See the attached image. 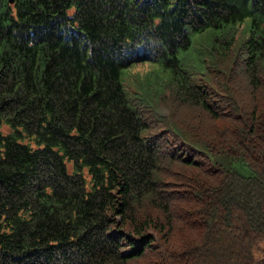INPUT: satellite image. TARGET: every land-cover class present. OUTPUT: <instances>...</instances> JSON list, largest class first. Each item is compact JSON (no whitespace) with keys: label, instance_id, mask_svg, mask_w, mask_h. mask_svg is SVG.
I'll return each instance as SVG.
<instances>
[{"label":"trees","instance_id":"trees-1","mask_svg":"<svg viewBox=\"0 0 264 264\" xmlns=\"http://www.w3.org/2000/svg\"><path fill=\"white\" fill-rule=\"evenodd\" d=\"M0 264H264V0H0Z\"/></svg>","mask_w":264,"mask_h":264},{"label":"rangeland","instance_id":"rangeland-1","mask_svg":"<svg viewBox=\"0 0 264 264\" xmlns=\"http://www.w3.org/2000/svg\"><path fill=\"white\" fill-rule=\"evenodd\" d=\"M145 65H147V64H142L141 67H143ZM131 72L134 73L135 72V69H132ZM142 72L143 71H138L137 74H141ZM130 80H131V75H126L125 82L128 83L127 85H129Z\"/></svg>","mask_w":264,"mask_h":264},{"label":"water","instance_id":"water-1","mask_svg":"<svg viewBox=\"0 0 264 264\" xmlns=\"http://www.w3.org/2000/svg\"><path fill=\"white\" fill-rule=\"evenodd\" d=\"M10 1H13V0H10Z\"/></svg>","mask_w":264,"mask_h":264}]
</instances>
